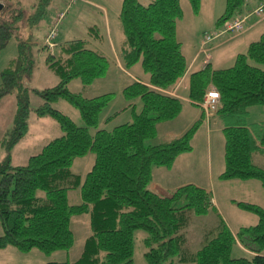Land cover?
<instances>
[{"label":"trees","instance_id":"obj_1","mask_svg":"<svg viewBox=\"0 0 264 264\" xmlns=\"http://www.w3.org/2000/svg\"><path fill=\"white\" fill-rule=\"evenodd\" d=\"M4 1L0 50L17 33L20 23L26 27L37 24L42 18V4L47 3V0L34 1L30 6H34V11H31L20 2ZM189 2L197 11L200 0ZM245 2L226 0L217 28L205 32H219L229 20L246 18V15L240 16ZM260 6L263 12L257 15ZM252 14L261 18L264 2ZM181 17L180 0H149L148 3L122 0L121 58L125 67L140 62L148 74L149 86L134 82L123 88L124 96L130 101L140 98L142 107L139 112H132L131 121L110 129L99 128V113L110 102L111 93L84 97L67 88L74 78L89 86L103 77L109 66L105 55L89 47L83 39L60 42L56 53L49 50L51 46L46 42L40 46L33 40L19 43L18 54L0 72V99L11 94L16 99L13 126L4 139L6 155L0 162L3 229L0 250L9 245L20 252L68 250L74 243L70 218L88 213L90 234L80 256L74 261L48 260L44 264H134L136 229L146 233L144 264H264V208L261 206L240 202V207L258 215L256 224L237 232L222 224L214 235H204L197 250L190 251L185 228L191 214L202 215L214 207L211 192L189 183L168 197L149 188L153 167L169 166L177 155L191 149L190 139L196 126L195 123L170 140L145 145V140L154 135L156 124L174 118L182 108V100L166 92L187 70V61L176 37V23ZM43 49H48L44 57L46 65L60 76V81L46 89H33L42 99L35 113L55 118L62 133L30 156L26 164L15 165L11 162V150L25 135L29 114L23 79L30 76ZM211 87L219 93L213 117L219 118L224 135L225 167L221 178H254L264 186V120L228 125L232 117L244 114L250 105L264 104V31L249 43L244 53L235 57L232 65L214 68L207 63L205 68L189 74L187 97L202 113L200 104ZM59 98L79 110L83 125L75 124L53 107ZM131 104L134 107L133 101ZM90 127H95V132L91 133ZM90 153L94 155L93 164L81 177L71 170V163L76 157ZM254 158H259V162ZM77 187L81 202L71 204L67 193ZM233 240L251 251L249 259L231 256Z\"/></svg>","mask_w":264,"mask_h":264},{"label":"rangeland","instance_id":"obj_2","mask_svg":"<svg viewBox=\"0 0 264 264\" xmlns=\"http://www.w3.org/2000/svg\"><path fill=\"white\" fill-rule=\"evenodd\" d=\"M34 1L38 0H11V3L20 2V5L25 9L29 8L31 11H34V6L30 7ZM139 1L141 3H148L149 0ZM259 2V0H246L243 13L240 16L247 14L246 10ZM0 3L3 4L0 9L1 16L5 14L3 8L6 3L4 0ZM121 3L122 0H90L89 3L86 0H47V3L42 4V18L39 22L31 27H26L24 23H20V28L19 30L17 29L18 34L14 32V35L10 37L7 44L0 50V72L7 65V62L18 54L19 43L21 41L29 43L30 40H33L39 46L43 40L44 43L46 41L45 33H48L50 29V19L59 12H63L64 16L55 27L57 34L52 39V46L49 50L56 53L60 42L72 39H83L91 48L102 51L109 62L106 74L100 79L95 80L90 87L83 86L81 79L74 78L69 81L67 88L74 93H80L84 97H94L104 93L112 94L110 102L99 113V121L101 122V118L105 114H113L120 109L122 111L116 114L110 122L106 123L104 128L110 129L113 126L131 121L133 112L131 102H135L136 110L134 108V111L139 112L142 107V100L136 98L130 101L124 96L122 90L127 84L128 77L124 71L117 67L116 61L113 60L115 52L112 54L108 46V41L111 37L115 51L119 53L121 47L120 40L124 37L120 20ZM97 4L104 5L107 10ZM199 4L197 11H195L189 0H180L182 17L177 20L176 34L178 38H182L183 40L184 45L182 47L185 53L191 48L195 39L200 38L203 29L213 30L218 18L226 8V0H200ZM263 15L261 16L263 17ZM252 20H258V17L253 16ZM259 30L264 31V22L258 26ZM201 41L202 39L200 40L199 49L207 57V55H210L211 46L209 44L211 41L204 48L201 47ZM47 52L48 49L40 51L30 76H25L23 79L29 98V114L27 118V131L16 145H14L15 148H12L14 151L12 152L11 162L15 165L26 164L30 156L39 153L49 141L60 136L62 133L55 118L51 116H38L35 113V109L42 103V99L33 89H46L60 81V76L50 69L44 61ZM233 62L234 60L227 65L233 64ZM121 64L123 70H128L133 75H139L138 72L145 74L140 62L135 63L131 67H125L123 61ZM181 89L183 90V87ZM170 93L177 97L175 95L176 90H170ZM52 105L55 109L70 117L75 124L79 126L83 125L79 110L65 99L59 98ZM15 112L16 99L14 95H8L0 100V162L6 155L4 139L6 133L13 126ZM235 116L237 117H232L228 125L239 122L250 124L261 122L264 120V104H252L247 108V112ZM215 120L213 117L207 118L205 113L200 114L197 106L192 107V105L182 102V108L174 118L156 124L154 135L145 140V145L160 143L169 134L178 137L196 123L190 139L191 149L188 151L189 157L198 163L199 159L205 158L206 147V150L209 148V152L212 151L213 158L215 157L224 165V135L222 129H220V123H215ZM90 132H95V127H90ZM90 156H92V161L88 162ZM254 159L258 162L260 160L259 158ZM93 161L94 155L87 154L82 157H76L70 167L73 172L84 177L85 173L91 168ZM181 173L185 179L191 181V184L209 190L217 202L215 209L212 208L205 214H191L189 224L185 228L188 250H197L204 241V235L207 233L214 235L217 228H220L222 224L237 232L242 227L257 223L258 215L256 213L243 209L238 205L240 202H249L264 208V195L258 193L257 189L252 187L253 183L251 181L244 182L243 180L236 179V181H226L225 184L227 187H218L216 177H214L213 186L210 182L211 179L203 171L202 166L201 168L197 166L195 169L192 168L185 173ZM220 175L219 179L224 180ZM252 180H256L255 182L259 181V184L264 189L260 180L254 178ZM67 198L71 204L80 203L81 196L79 187L69 190ZM229 200L231 201L229 202ZM69 222L74 234V243L68 250H56L50 253H44L38 249H32L29 252H20L14 246L9 245L5 249L0 250V264H44L48 260H76L82 253L85 239L90 234V215L88 213L76 214L70 218ZM2 233L3 229L0 225V235ZM133 236V263L144 264V252L147 248L143 240L146 233L141 229H136ZM231 244L232 257L250 258L249 252L251 251L248 252V250L242 248L241 244L236 240H233Z\"/></svg>","mask_w":264,"mask_h":264},{"label":"crops","instance_id":"obj_3","mask_svg":"<svg viewBox=\"0 0 264 264\" xmlns=\"http://www.w3.org/2000/svg\"><path fill=\"white\" fill-rule=\"evenodd\" d=\"M86 1H87V3L90 2V0H86ZM259 1H260L259 3H257L256 5L252 6L248 10H246L247 14H245V15L247 17L244 21V30L242 32H240L238 34L222 33L219 36H216L215 38L212 39L211 43L209 44V46H211L209 58H207L206 55L203 52H201L199 49L200 40L202 39V34L205 31H209V30L203 29V31L201 32L200 38L195 39V41L193 42V45L191 46L190 49H188L186 51V53L182 47V45H184L182 38H178V36L176 34V37L181 44V50H182V52L186 58V61H187V70H186L185 74L181 78H179L171 88L167 89L168 91H166V92L170 93V90H176V95H177V97H179L182 100V102H186V104L192 105V107L197 106L195 103L190 101L187 97L188 96L187 84H188L189 74L194 72V71L201 70V69L205 68L207 63H210L211 66L214 68L228 67L227 64H229L231 61H233L239 53H244L246 51L249 43L256 40L259 37L260 33L263 32L260 30L258 31V26L260 25V23L264 22V15H263V17L258 18V20H252L253 16L256 17V15L252 14L253 8L255 9L260 3L264 2V0H259ZM97 5L103 9L107 10L104 5H100V4H97ZM53 18L50 19L49 28H51ZM217 26L218 25L216 23V26L213 28V30H215L217 28ZM256 29H257V31H256ZM213 30L211 29L210 31H213ZM109 33H110V31H109ZM46 34L47 33H45V38H46ZM255 36H257V37H255ZM123 39H124V37L120 40L121 41V44H120L121 47H120L119 53H117L115 51V46L112 42L111 37L108 41V46H109V48H110L109 50L112 54L115 52V55H113L114 56L113 60L116 61V65H118L117 67L120 70L124 71V73L128 77L127 78L128 81H127V84L125 85V87L130 85L131 83H134V82H139V83H142V84L149 86L148 74H146V73L141 74L140 72H138L139 75H133L128 70H125V69L123 70L122 64H121L122 63L121 53H122ZM43 41H42V43H43ZM87 45H88V43H87ZM89 47H91V46H89ZM97 51L102 53V51H100V50H97ZM103 55H105V54H103ZM230 65H232V64H230ZM87 87H90V85ZM182 87H183V90L181 89ZM180 90H182V91H180ZM7 96H5V97H7ZM5 97H3V98H5ZM3 98H1V99H3ZM134 108L136 110L135 102H134L133 111H134ZM198 109H199V113L203 114L202 110L199 107H198ZM121 111H122V109H120L119 111H115V113H113V114L109 113V114L103 115L101 118L102 120L99 123V128H104L106 126V123L110 122L113 119V117H115L116 114H118ZM213 118L216 119L215 123L216 122H217V124L220 123L219 118H216V116H214ZM220 125H221V123H220ZM220 129H222V125H221ZM172 138H174V135L169 134V136H167L165 138V140H170ZM14 148H15V146L13 147V149ZM13 149L11 151V158H12V152L14 151ZM91 161H92V156H90V158H88V162H91ZM197 166H199V168H201V166H202L203 171L206 172V175L209 176V178L211 179L210 182L213 184V186H214V177H216V182L218 183V187H220V186L227 187L225 184L226 181H231V180L236 181V179H227V180L219 179V175L224 170L225 161H224V165L221 164L218 159H216L215 157L213 158L212 151L209 152V148L206 150V147H205V158L199 159L198 163L194 159L192 160V158L189 157V152L186 151V152H183V153H180L179 155H177V157L173 160V162L169 166L153 167L152 171H151V181L149 183V188L159 195L170 197L173 194L172 192L174 190H176L178 187L191 182L188 179H185L181 172L185 173L188 170H191L192 168L195 169ZM243 181L244 182L251 181V183H253L252 187L256 188L258 193H261L262 195H264V189L261 187L258 180H257L258 182H255L256 180L253 181L252 179L243 180ZM230 201L231 200H229V202ZM216 203H217L216 200L213 198V206H214L213 209H215ZM236 207H238V206H236ZM231 231L235 232L233 230H231ZM249 253L252 254L251 252H249Z\"/></svg>","mask_w":264,"mask_h":264},{"label":"built area","instance_id":"obj_4","mask_svg":"<svg viewBox=\"0 0 264 264\" xmlns=\"http://www.w3.org/2000/svg\"><path fill=\"white\" fill-rule=\"evenodd\" d=\"M262 12H263L262 6L257 8L256 10L257 15H260ZM63 16H64V13L60 12L53 19L52 27L45 41L50 46H52V39L57 34L55 27L61 21ZM244 19H245L244 17L243 18L236 17V18L229 20L228 22L224 24L223 28L219 32H204V35L201 41V47L204 48L210 41H212V39L216 35H219L222 32H231L233 34H238L242 32L244 29V26H243ZM207 58H209L208 55H207ZM218 104H219V93L215 87H211V89L206 92L204 99L202 103L200 104L207 118L213 117L214 113L217 110Z\"/></svg>","mask_w":264,"mask_h":264},{"label":"water","instance_id":"obj_5","mask_svg":"<svg viewBox=\"0 0 264 264\" xmlns=\"http://www.w3.org/2000/svg\"><path fill=\"white\" fill-rule=\"evenodd\" d=\"M2 6H3V5L0 3V9L2 8Z\"/></svg>","mask_w":264,"mask_h":264},{"label":"bare ground","instance_id":"obj_6","mask_svg":"<svg viewBox=\"0 0 264 264\" xmlns=\"http://www.w3.org/2000/svg\"><path fill=\"white\" fill-rule=\"evenodd\" d=\"M176 95V94H175Z\"/></svg>","mask_w":264,"mask_h":264}]
</instances>
